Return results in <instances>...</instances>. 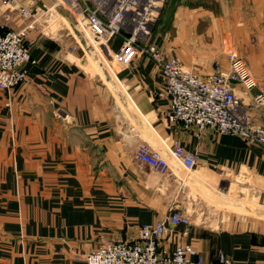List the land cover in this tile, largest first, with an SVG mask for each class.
Instances as JSON below:
<instances>
[{"label":"crops","instance_id":"0c3cea01","mask_svg":"<svg viewBox=\"0 0 264 264\" xmlns=\"http://www.w3.org/2000/svg\"><path fill=\"white\" fill-rule=\"evenodd\" d=\"M197 3L167 2L152 41L186 66L205 67L213 54L203 24L211 20L220 26V49L246 58L263 83L264 0ZM23 25L19 10L0 0V32ZM28 39L27 82L0 88V264H86L79 254L136 239L142 224L172 207L188 213L182 241L196 246L203 264H219L220 253L234 264H264V203L254 196L264 193L262 147L169 124L165 79L147 55L105 78L81 48L64 55L75 41L66 27L53 36L38 27ZM261 92L242 96L251 120L264 124V108L253 105ZM175 138L197 156L190 172L169 155ZM143 142L167 155L166 174L134 158ZM183 230L174 227L162 246L173 249Z\"/></svg>","mask_w":264,"mask_h":264},{"label":"built area","instance_id":"2783aa9c","mask_svg":"<svg viewBox=\"0 0 264 264\" xmlns=\"http://www.w3.org/2000/svg\"><path fill=\"white\" fill-rule=\"evenodd\" d=\"M2 2L19 10L24 25L19 30L0 32L1 89L11 91L28 80L25 64L32 61L29 31L39 27L42 34L53 36L66 27L75 38L63 52L66 56L81 48L84 57L87 54L100 64L116 63L118 69L138 55L154 60L169 96V124L198 132L210 128L215 133L240 136L264 149V125L251 120L242 96L256 89L259 82L241 56L232 53L228 69L203 74L196 65L186 66L151 41L165 0H49L27 5L19 0ZM112 71L114 74L116 69ZM253 105L264 108V92L253 96ZM169 155L188 172L197 164V156L177 138ZM134 158L158 173L169 170L167 155L145 142L138 145ZM254 196L264 203V193L261 196L256 189ZM179 225L184 230L177 233L175 247L162 246L164 237ZM190 228L188 213L172 207L158 222L142 224L136 239L107 241L88 251L83 259L86 264H203L196 246L182 241ZM218 260L219 264H234L225 253H220Z\"/></svg>","mask_w":264,"mask_h":264},{"label":"rangeland","instance_id":"374dc122","mask_svg":"<svg viewBox=\"0 0 264 264\" xmlns=\"http://www.w3.org/2000/svg\"><path fill=\"white\" fill-rule=\"evenodd\" d=\"M169 1L170 0H165L164 5H163V7L161 9V12L164 9V7L167 4V2H169ZM195 1L196 2L199 1V3H204L205 2V3H207V6L209 5V6H212V7H215L216 6V2H217V0H193V3H195ZM199 3H197V4H199ZM161 12L159 14V17L161 15ZM159 17H158V19H159ZM158 19H157V21H158ZM203 28H205L206 30H208V32L210 33V35L208 36V39H207V43H209L212 46L211 53L213 55H212L211 60H210V62H209V64L207 66L203 67V66L199 65L198 68H200L202 71L205 69V70H209L211 72L214 71V68L215 69H218V68L228 69L230 67V56L232 55V53H237V54H239V53L237 51L231 50V49L230 50L229 49L228 50H223V48L220 49L222 42L220 41V39H221V37H220L221 35H220V31H219L220 30V26H219L218 23L217 24H214V22L213 21L211 22V20L210 21L205 20L204 21V24H203ZM152 37H153V34H152ZM151 41H152V38H151ZM85 59L86 60L93 61L94 65L96 66V69L95 70L99 74L103 75L105 78H108V76L113 75V71H112L113 68H115L116 70L118 69L116 63H112V62L107 63V62H105L106 64H100L99 62H96L92 57H90L87 54L85 56ZM245 60H247V59L245 58ZM212 61H214L215 64H212L211 65V62ZM249 68L252 71V69H251L250 66H249ZM205 70H204V72H206ZM258 87L260 89L264 90V82L263 83L259 82ZM87 252H85L83 254H79L77 256L78 259L83 260L82 257H84L87 254Z\"/></svg>","mask_w":264,"mask_h":264},{"label":"trees","instance_id":"16d2710c","mask_svg":"<svg viewBox=\"0 0 264 264\" xmlns=\"http://www.w3.org/2000/svg\"><path fill=\"white\" fill-rule=\"evenodd\" d=\"M117 42H118V41H116V43L114 44L115 46H117Z\"/></svg>","mask_w":264,"mask_h":264}]
</instances>
